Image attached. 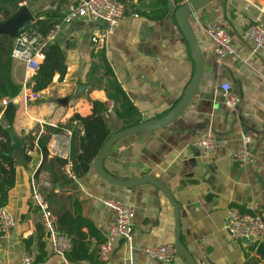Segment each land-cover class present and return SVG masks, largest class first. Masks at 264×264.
Segmentation results:
<instances>
[{
	"label": "crops",
	"instance_id": "0c3cea01",
	"mask_svg": "<svg viewBox=\"0 0 264 264\" xmlns=\"http://www.w3.org/2000/svg\"><path fill=\"white\" fill-rule=\"evenodd\" d=\"M78 1L36 0L22 5H27L35 16L54 13L63 17ZM151 1L124 0L125 17L104 49L119 82L145 120L161 118L171 111L195 72L189 45L172 11L161 21L145 17ZM170 1L174 7L181 6L176 0ZM189 19L205 62L202 82L192 103L168 127L119 141L109 152L104 167L120 180L156 178L171 191L181 209V240L197 264H258L263 257L255 248L233 240L224 223L231 206L245 210L264 207V53H253V46L241 39L248 25L264 27V0H215ZM210 23L229 32L240 58L229 56L221 60L214 54L205 31ZM102 30L104 27L98 22L84 19L56 30V40L66 53L67 74L63 80L56 75L35 101L25 100L26 90H33L35 74L24 64L13 62V80L23 86L14 103L18 107L14 130L23 138L25 149H33V155L25 165L16 167V185L9 192L6 205L15 227L7 238L0 239V264H22L21 257L27 249H35L42 256L37 264H164L147 258L141 249L175 244V210L161 191L150 184L113 186L97 174L93 163L86 176L72 183L54 182L47 171L39 174L40 182L53 186L46 191L48 200L52 196L51 209L56 216L60 205L68 208V198L73 197L81 203L84 217L105 238L115 215L104 201L131 206L135 212L133 251L126 242L117 240L112 258L102 262L97 255L99 244L92 239L91 260L66 262L52 254L40 212L32 204L31 179L43 162L36 140L46 134L47 126H66L76 114L90 116V100L107 102L105 91L91 88L86 81L92 55L97 53L91 37ZM224 83L241 98L236 109L223 101L220 88ZM80 84L87 87V92L76 98ZM66 98L67 103L59 102ZM109 123L113 134L123 130L112 115ZM72 127L83 135L79 124L73 123ZM208 132L219 141L212 157L203 156L194 146L195 139ZM245 137L249 139L251 159L240 167L232 156ZM57 169L54 176L58 177ZM40 240L45 244L44 252L39 249ZM172 264L188 263L178 257Z\"/></svg>",
	"mask_w": 264,
	"mask_h": 264
},
{
	"label": "built area",
	"instance_id": "2783aa9c",
	"mask_svg": "<svg viewBox=\"0 0 264 264\" xmlns=\"http://www.w3.org/2000/svg\"><path fill=\"white\" fill-rule=\"evenodd\" d=\"M179 4L184 5L190 0H176ZM126 7L121 0H79L76 5L69 9L63 16L61 23L50 35L44 37L35 31L32 27L30 30L22 29L16 38V44L12 53L13 61L20 62L26 66L31 74H35L40 65L45 60V51L48 46L56 41L58 31L61 26L70 25L77 20H87L96 23L99 20L107 23V28L102 31H96L91 37V42L97 52L105 49V45L110 36L114 35L119 28L122 19L125 17ZM56 30H58L56 32ZM207 37L212 44L214 54L221 60L229 56L240 58L241 54L233 43V39L228 31L223 29L217 23H210L206 29ZM244 42L253 46V53H264V27L260 24H250L241 34ZM74 42V40H71ZM21 46V49L18 46ZM221 93L224 103L231 109H236L241 102L238 94L233 92L228 83L221 85ZM40 93L33 90H26L25 100L35 101L39 98ZM17 98V97H16ZM16 98H3L0 101V108H6L9 103H15ZM109 112H112L113 105L108 104ZM57 128V125H51ZM73 140V131L65 129L54 134L48 144L49 158H58L66 161L63 168L68 178L77 180L72 173L71 146ZM39 145V138L36 140ZM219 141L211 132L199 135L194 146L205 157L215 155ZM250 143L247 137L240 148L232 156L233 161L240 167H244L251 159ZM33 149L30 147L26 151V156L31 157ZM38 171V170H37ZM37 171L31 179V196L33 206L39 210L41 224L45 233L48 235L50 250L53 255L68 261V255L73 249V241L69 236L59 231L58 219L51 209L46 191L53 186L49 182H40ZM2 192L0 189V201ZM104 204L110 208L115 215L114 224L108 229L105 240L98 246L97 255L102 262H108L115 250L117 240H123L133 251L134 237V209L126 204L104 201ZM15 220L7 206H0V239L7 238L13 228ZM225 231L236 241L247 239L256 246L264 244V207L242 211L239 207L231 206L227 209L224 223ZM142 253L149 259L164 264H172L178 258V252L175 244H159L149 247H143ZM38 252L35 249H27L21 257L22 264H37ZM258 264H264V257Z\"/></svg>",
	"mask_w": 264,
	"mask_h": 264
},
{
	"label": "trees",
	"instance_id": "16d2710c",
	"mask_svg": "<svg viewBox=\"0 0 264 264\" xmlns=\"http://www.w3.org/2000/svg\"><path fill=\"white\" fill-rule=\"evenodd\" d=\"M34 1L36 0H0V22L7 21L20 9L23 3ZM121 1L124 3V0ZM167 6L168 0H152L144 15L150 21L164 20L171 13ZM179 7L180 5L177 4L175 10ZM175 10H172L173 16ZM62 19L63 17L54 13L37 14L32 28L46 37L56 29ZM15 44L16 39L7 35L0 36V101L6 97L16 98L23 89V86L14 82L12 76L14 62L12 53ZM92 59L93 63L86 79L87 85L91 88L104 90L107 95V102L90 100L92 105L90 116L82 117L76 114L66 126L57 125V128L51 126L45 128L46 134L39 138L43 162L36 176L42 171H47L53 175L54 182L72 183L74 181L68 178L63 170L66 161L53 158L48 162V144L51 137L56 133L65 129L73 131L70 156L72 173L77 179H81L90 172L92 163L106 142L114 135L109 123L111 115L122 124L123 130L145 122L141 112L119 82L107 59L106 51L102 50L94 53ZM66 60V53L60 43L57 40L52 42L45 51L44 62L33 77V91L41 93L47 90L56 75H60L61 80H63L68 69ZM108 104L113 105L112 112H109ZM17 111L18 107L13 103H9L4 109L0 108V189L2 192L0 206L7 205L8 194L15 187L17 181V168L13 158L14 149L11 146L10 138V131L14 129ZM73 123H77L82 127V136L74 131ZM26 151L27 149H24L25 158L28 160L29 157L26 156ZM57 167L59 168L57 169ZM55 169L58 171V177L56 174L54 176ZM68 201V208L60 205L59 210L55 212L58 217L59 231L72 238L73 241V249L67 259L72 263L91 260L94 257V252L91 250L92 239L100 245L105 238L96 230L94 224L84 217L81 203L73 197H69ZM241 210L246 211L242 208ZM42 238H44V233L41 235V240ZM41 240L39 249L44 252L45 244ZM40 259H42V256L38 255L37 262Z\"/></svg>",
	"mask_w": 264,
	"mask_h": 264
},
{
	"label": "water",
	"instance_id": "95a60500",
	"mask_svg": "<svg viewBox=\"0 0 264 264\" xmlns=\"http://www.w3.org/2000/svg\"><path fill=\"white\" fill-rule=\"evenodd\" d=\"M215 0H190V2L180 6L175 10L174 3L170 1L168 3V10H175L174 18L177 26L181 30L185 40L187 41L192 59L195 63V72L193 78L189 85L187 86L181 100L179 103L166 115L158 119L145 120L138 126L124 129L116 134H114L104 145L99 155L93 162V167L97 174L104 179L107 183L116 187H135L144 184H150L155 186L159 191H161L165 197L170 201L175 210L176 215V240L175 246L178 252V256L184 259L188 264H197L193 256L190 254L189 250L183 244L181 240V222H180V206L175 200L171 191L156 178H142L138 180H120L105 170L104 162L107 158L109 152L112 148L121 140L141 134L144 132H150L158 129L168 127L176 120H178L188 109L192 103L197 91L201 85L205 62L202 53V49L197 38L196 32L189 19L190 15L196 11H200L209 5H211ZM35 22V15L27 5H22L20 9L11 16L7 21L0 22V36H10L13 39L18 37V34L22 29L30 30L33 23ZM101 24L104 29L107 28V23L105 21H97ZM87 92V87L84 85H78L76 89V98H81ZM60 103H67L68 99L59 100ZM11 146L14 149L13 158L15 160V167H20L26 164V158L24 154V141L21 136H19L14 129L10 131ZM242 242L251 248H255L259 256L264 257V244L256 246L250 243L247 239H243Z\"/></svg>",
	"mask_w": 264,
	"mask_h": 264
},
{
	"label": "rangeland",
	"instance_id": "374dc122",
	"mask_svg": "<svg viewBox=\"0 0 264 264\" xmlns=\"http://www.w3.org/2000/svg\"><path fill=\"white\" fill-rule=\"evenodd\" d=\"M179 257V256H178Z\"/></svg>",
	"mask_w": 264,
	"mask_h": 264
}]
</instances>
